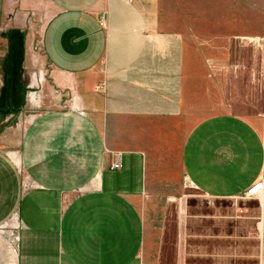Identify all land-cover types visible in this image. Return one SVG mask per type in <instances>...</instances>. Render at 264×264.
<instances>
[{
    "label": "crops",
    "instance_id": "crops-1",
    "mask_svg": "<svg viewBox=\"0 0 264 264\" xmlns=\"http://www.w3.org/2000/svg\"><path fill=\"white\" fill-rule=\"evenodd\" d=\"M253 6L0 0V37L32 34L29 93L49 65L62 100L19 137L0 123V264H175L163 261L165 203L182 177L214 199L264 182V119L226 112L190 128L183 108L189 41L202 55L247 38Z\"/></svg>",
    "mask_w": 264,
    "mask_h": 264
},
{
    "label": "rangeland",
    "instance_id": "rangeland-1",
    "mask_svg": "<svg viewBox=\"0 0 264 264\" xmlns=\"http://www.w3.org/2000/svg\"><path fill=\"white\" fill-rule=\"evenodd\" d=\"M253 8V30L247 38L211 41L202 55L197 41H189L183 108L190 128L207 116L226 112L252 121L264 119V0H254ZM29 32V39L22 35L23 41L0 37V123L12 127L14 137L62 101L49 65L41 66L44 84L31 89L35 93L27 89L37 70L30 64L26 68V42H33ZM105 87L106 83L98 85L100 90ZM32 97L41 102L31 103ZM175 194L176 199L165 203V263L264 264V182L239 198L214 199L182 177Z\"/></svg>",
    "mask_w": 264,
    "mask_h": 264
},
{
    "label": "built area",
    "instance_id": "built-area-1",
    "mask_svg": "<svg viewBox=\"0 0 264 264\" xmlns=\"http://www.w3.org/2000/svg\"><path fill=\"white\" fill-rule=\"evenodd\" d=\"M121 167L120 163L113 164V169H119ZM253 190V189H252Z\"/></svg>",
    "mask_w": 264,
    "mask_h": 264
},
{
    "label": "bare ground",
    "instance_id": "bare-ground-1",
    "mask_svg": "<svg viewBox=\"0 0 264 264\" xmlns=\"http://www.w3.org/2000/svg\"><path fill=\"white\" fill-rule=\"evenodd\" d=\"M256 194V193H255Z\"/></svg>",
    "mask_w": 264,
    "mask_h": 264
}]
</instances>
